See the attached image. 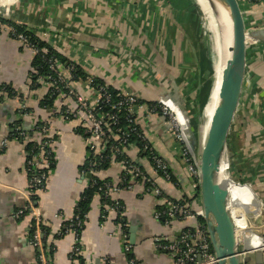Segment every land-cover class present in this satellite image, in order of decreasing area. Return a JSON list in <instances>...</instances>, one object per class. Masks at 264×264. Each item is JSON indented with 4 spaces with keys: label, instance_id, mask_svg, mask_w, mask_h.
<instances>
[{
    "label": "crops",
    "instance_id": "crops-1",
    "mask_svg": "<svg viewBox=\"0 0 264 264\" xmlns=\"http://www.w3.org/2000/svg\"><path fill=\"white\" fill-rule=\"evenodd\" d=\"M239 2L247 33L245 78L250 82L247 94L240 99L228 143L233 145V167L238 170L243 166L242 174L250 186L233 183L245 219L242 225L235 223L237 235H242L244 243V249L238 247L241 264H264L262 237H252L246 230L247 212L258 214L260 200L264 204V41L260 38L264 37V0ZM190 4L191 0H0V18L11 17L24 25L115 89L135 93L146 102H159L166 97L165 101L175 103L171 99L175 97L187 105L182 84L187 83L188 68L191 78L198 77L192 55L195 45L201 46L197 50L204 47L203 38L188 46L187 26L192 27L196 20ZM33 57L31 49L5 30L0 31V87L22 93V97L10 96L0 90V264H40L38 251L31 243L32 216L28 211L17 216V212L25 211L27 204L26 145L32 141L40 145L42 139L35 132L23 139L14 135L18 127L29 130L40 121L50 124L48 141L55 159V166L48 170L46 189L38 196L42 225L48 229L49 264H130L125 244L131 247L130 253L138 264H171L172 255L160 249L155 240L177 239L184 225L155 218V198L141 185L133 191L111 193L114 201L122 202L121 213L110 209L104 214L101 196H93L78 240L80 256L71 257L77 242L75 232L69 231L63 237L58 234L74 216L89 185L88 176L83 173L87 145L85 135L78 130L79 120L67 121L54 110L40 106L48 87L30 89V78L35 73ZM214 81L209 105L216 91L217 80ZM209 114L208 108V121ZM137 122L177 180L173 183L159 179L164 193L174 200L191 201L194 210L202 209L201 201L190 197L186 163L169 115H139ZM204 129L205 138L206 124ZM130 156L149 175H154L146 159L134 153ZM98 177L118 184L123 177L122 166H109Z\"/></svg>",
    "mask_w": 264,
    "mask_h": 264
},
{
    "label": "built area",
    "instance_id": "built-area-1",
    "mask_svg": "<svg viewBox=\"0 0 264 264\" xmlns=\"http://www.w3.org/2000/svg\"><path fill=\"white\" fill-rule=\"evenodd\" d=\"M4 20V22L2 21ZM12 18H0V29L5 30L10 37L19 41L26 48L31 49L34 55L38 52V48L31 45L28 38L24 34H17L15 27L7 24L6 21H11ZM71 61V60H70ZM50 73L46 76L38 78L40 86L46 85L48 87L47 94L52 89L57 92V99L55 100V107L52 109L57 114L64 117L65 120H79L80 128L85 135L87 145V173L98 177V173L102 169H97V166L108 163L110 166L119 164L123 169V177L120 178L118 184L104 183L101 188L105 189V195L111 193H119L122 190L133 191L138 185L143 186L145 192L151 194L155 198L154 216L157 219L167 217L164 223L171 224L178 221L184 225L180 231L181 234L177 239L169 241L167 238L157 237L156 243L162 250L168 251L172 257L171 264H218L219 259L216 256L210 235L206 224L200 223V219H204V212L202 209L194 210L192 202L189 200H173L168 197L162 188L159 186L158 180H166L170 182L169 166L165 159L159 156L151 143L148 141L143 130L138 131L133 128L131 131L140 138L144 145L139 148L136 144L129 142L130 134L121 125V113H125V117L129 122H137V117L145 115L174 114L166 105L165 98L159 102H146L143 101L137 94L116 89L112 93L109 87H112L109 82L104 81V84L95 85L93 77L90 74L87 80H75L73 71L74 64H64L57 59H50ZM73 62V61H72ZM75 63V62H73ZM250 81L244 78L242 96L248 92ZM246 83V87L244 88ZM248 85V86H247ZM62 86L63 89H60ZM31 89V85L29 86ZM113 88V87H112ZM115 89V88H114ZM172 99V98H171ZM253 101L256 97L253 95ZM173 100V99H172ZM175 101V100H173ZM178 104L177 101H175ZM180 106V105H179ZM69 118H71L69 120ZM177 120V119H176ZM40 126L32 127L35 133L40 134L42 142L40 150L37 155H33L31 159L26 160L27 169L31 171H40L48 167L49 150L45 146H50L48 137L50 135V124L47 121ZM176 129V128H175ZM38 130V131H37ZM178 131V128L176 129ZM24 132L20 133L21 137H26ZM111 141L116 144H111ZM177 144L180 146L182 155L186 163V175L190 187V197L193 201H201L200 199V168L199 160L196 151H193L189 142V136L183 139L182 133L177 135ZM5 142L3 143V146ZM232 143H227V149L232 153ZM143 149L148 155L144 156ZM127 152L131 159V153L137 154L146 159L151 166L154 175H149L136 161H117L118 157ZM141 152V153H140ZM140 154V155H139ZM234 154H232V157ZM230 163V162H229ZM230 167L228 164V173ZM49 174L48 172H41L31 177L29 181V189L27 191V204L25 211H28L32 216L31 228H34L33 236L31 238L32 245L39 252L40 264H48L46 250L43 243L44 232L40 227L42 223L41 209L38 201L33 199L32 195L39 196V193L46 189ZM99 178V177H98ZM93 184L96 182L93 181ZM124 187H121V185ZM35 189L32 190L31 188ZM162 207L163 209H158ZM106 210L113 209L121 213L122 207L116 206L115 208L105 205ZM19 210L17 216H21L25 212ZM76 219L75 223L73 220ZM68 232L73 231L77 237L75 226H80L81 222L77 216L69 219ZM67 232V233H68ZM125 249L130 252L131 247L125 244ZM81 253L78 237L77 242L73 246L71 257H78ZM130 264H138L134 258L129 259Z\"/></svg>",
    "mask_w": 264,
    "mask_h": 264
},
{
    "label": "water",
    "instance_id": "water-1",
    "mask_svg": "<svg viewBox=\"0 0 264 264\" xmlns=\"http://www.w3.org/2000/svg\"><path fill=\"white\" fill-rule=\"evenodd\" d=\"M219 1L226 5L229 12L233 38L231 55L222 61L221 82L217 87L206 136L198 152L200 199L212 247L219 259L218 264H241L237 230L228 210V191L219 181V170L243 90L247 33L239 0ZM260 38L264 41V37ZM180 106L182 108L183 104ZM191 135L192 132L188 130L189 142L195 151V141Z\"/></svg>",
    "mask_w": 264,
    "mask_h": 264
},
{
    "label": "trees",
    "instance_id": "trees-1",
    "mask_svg": "<svg viewBox=\"0 0 264 264\" xmlns=\"http://www.w3.org/2000/svg\"><path fill=\"white\" fill-rule=\"evenodd\" d=\"M4 22V20H2ZM7 24L12 25L13 27H15L17 34H24L26 35V37L28 38V41L31 45H34L36 48H38V52L34 55L33 57V61H32V67L35 70V73H33L31 75L30 81H31V90H36L40 87V84L37 82L38 78H40L41 76H46L50 73V59H57L59 62L64 63V64H74L75 65V69L73 71V76L75 80H87V78L90 76L88 71H86V69L84 67H82L81 65L77 64V63H73L72 61H70L67 57H65L64 55H62L61 53H59L51 44H49L48 42H46L45 40L41 39L38 35H36L34 32L29 31L24 25H20L14 21H6ZM1 31V29H0ZM201 62V60H200ZM212 65V64H211ZM202 72L205 74V77L208 79V81L211 80V75L214 76V72L211 66V69L209 68H202ZM212 72V74H211ZM94 80V84L95 85H101L104 84V80L99 78L98 76H94L93 77ZM60 89H63L62 86H59ZM110 91L112 93L116 92V89L109 87ZM0 90H4L7 91L10 96H14L16 94H19V97H22V93L19 91H15L10 87L7 86H1ZM203 91H195V100L198 101L200 99V96L202 95ZM57 99V92L55 90L52 89V91L45 95L41 101H40V106L42 108H46V109H53L55 107V100ZM173 100H176L180 105L182 104L180 100H178L177 98L173 97ZM207 102V101H206ZM187 103V100H186ZM207 104V103H206ZM205 104V105H206ZM187 107V105H186ZM203 108V107H202ZM205 109V106H204ZM30 111V110H27ZM203 111V109H202ZM202 114V112H201ZM71 118H69L70 120ZM43 121H40L36 126H40L43 124ZM121 125L122 127L127 131V133L130 134L129 136V142L130 143H134L136 144L139 148H143V141L138 138L136 136V134H134L131 129L134 127L137 129V132L142 131L138 122H129L126 117H125V113L122 112L121 113ZM133 126V127H132ZM79 132H83V130L81 128L78 129ZM38 131V130H37ZM193 131V130H192ZM24 132L25 134H28L30 136H32V134L35 132V129H33L32 127L29 130H24L22 128H19L17 130L14 131V135L17 136L18 138L23 139V137L20 136V133ZM138 132V133H139ZM84 134V133H83ZM191 138L195 141L193 135H191ZM229 138H230V134H229ZM233 138V137H232ZM111 144H116V142L111 141ZM45 149L49 150V157H48V161H49V165L48 168H45L43 170L40 171H31L28 168L27 164H26V170H27V174H28V179L30 181L31 177L35 174L41 173V172H48V170L53 169V167L55 166V159H54V155H53V151L50 149L49 146H45ZM40 150V145L37 144L36 142H29L26 145V155L27 158L26 159H31V157L33 155H37L39 153ZM124 152V151H123ZM141 152L144 154V156L148 155L147 152H145L143 149H141ZM140 152V153H141ZM140 155V154H139ZM184 158V157H183ZM117 161L121 162V161H128V162H132V160L130 159L129 155L127 154V152L122 153ZM134 164V163H133ZM240 164V162H239ZM110 165L108 163H103L99 166H97V169H106L107 167H109ZM87 167H88V161L86 162L84 168H83V173L85 175L88 176V180H89V185L88 187L83 191L82 195H81V199L79 201V203L76 206V211L73 217L77 216L78 219L81 222L80 226H75V230L77 233V237L78 240L80 239L81 233L84 229V224L85 221L87 219V214L89 212V204L93 198V196L95 194H99L101 196V202H102V212L104 214L107 213V210L105 209V205H108L110 207L115 208L116 206H120L122 207L121 211L123 210V204L121 201H114L110 195H105V189L101 188L104 186V183H112L111 180H100L98 177L93 176L89 173H87ZM232 169L235 173L239 174L241 177H243V180H246V178L243 176V172H244V168L241 165L238 170H236L235 166L233 167V163H232ZM169 171H170V182L173 183H177V180L175 179V177L173 176V173L169 167ZM93 181L96 182V184H93ZM121 187H124V185L122 184ZM32 190H34L35 188L32 187ZM33 199H35V201L39 200V197L35 194L32 195ZM174 200V199H173ZM180 202H184L183 200H180ZM158 209H163L162 207H159ZM27 212V211H25ZM166 216L165 218H161L160 221L165 222L166 220ZM76 219L73 220V222L75 223ZM72 223L69 220L62 226L58 236L59 237H63L67 234L69 228L68 225ZM200 223L205 224L204 219H200ZM41 229L44 232L43 235V243L45 246V250L47 251V245H46V234L48 232V229L45 228L42 223L40 224ZM33 232H34V228H31V238L33 236ZM80 245V242H79ZM39 254V252H38ZM129 259L133 258L132 254L130 252L127 253ZM46 256H47V252H46ZM80 256V255H79ZM78 256V257H79ZM49 264V261H48Z\"/></svg>",
    "mask_w": 264,
    "mask_h": 264
},
{
    "label": "rangeland",
    "instance_id": "rangeland-1",
    "mask_svg": "<svg viewBox=\"0 0 264 264\" xmlns=\"http://www.w3.org/2000/svg\"><path fill=\"white\" fill-rule=\"evenodd\" d=\"M190 5L192 7L191 9L193 13L196 15V20L194 21V23L192 22V27H190V25L187 26L188 46L190 45L192 47V45H194L193 43L198 41L199 38L200 39L203 38L204 47L198 48L197 50V47H201V46H199V44L195 45L194 47L195 49L192 55L193 60L196 62L195 68L197 66L196 73L199 78L195 77L196 75L194 76V78L193 77L191 78V76L189 75L191 71H190V68H188L187 74L189 76L187 75L185 79L187 83L182 84L183 87L181 89V93H184V95H186L187 107L186 105H184V103L182 104L185 110L183 109V107L181 108V106H179L180 105L179 103H178L179 105H177V103L175 102V105L178 107V109L183 115L182 118H183V121L185 123L187 130H190V133L192 132V135L195 139V145H194L195 151L198 155L201 144L204 141L203 132L205 130L204 129L205 124L208 127L207 110L208 108L210 109V114H209V117H210L212 114L215 97L214 96L212 97L210 101V105L209 104L207 105L206 103H208L209 98L212 96V93L215 87L214 80L216 79L217 84H218L220 77H221V67H222L223 57H222V51H221L222 41L220 38V33L222 32V30H221L217 16L212 7L213 5L210 0H191ZM194 56H196V58ZM211 66L214 72V76L211 75V80L208 81V79L202 75L203 73L201 71H202V68H205V67L211 69ZM175 84H178V83H175ZM195 91H201V92L203 91L198 101L194 99L196 96ZM205 104L207 105V107ZM204 106L206 107V110L204 109ZM169 117L171 118L175 128L176 129L178 128V131L176 130V135H178L180 133V128L178 126V121L176 120L175 114L169 113ZM203 117L206 118L204 123H203ZM230 154H231V151L227 149L226 156H225V163L227 164V162H230L229 163V167H230L229 178L234 180L236 183L249 185L250 183L248 180H243V177L233 172L232 162L235 161V158L231 157L229 159ZM260 201H261V205L259 207L258 214L253 215L247 212L246 225L248 226L246 230L250 232L252 237H254L256 234H259L264 241V228L263 227L260 228V225L264 224V219L262 218L264 217V204L262 203L263 202L262 200ZM260 222L261 223L263 222V223L260 224ZM241 236H242L241 234L237 235L239 250L244 249V243L242 242Z\"/></svg>",
    "mask_w": 264,
    "mask_h": 264
},
{
    "label": "bare ground",
    "instance_id": "bare-ground-1",
    "mask_svg": "<svg viewBox=\"0 0 264 264\" xmlns=\"http://www.w3.org/2000/svg\"><path fill=\"white\" fill-rule=\"evenodd\" d=\"M210 1H211L212 5H213L212 7H213V9L215 11V14L217 16L219 25H220L221 30H222V32L220 33V38H221V41H222L221 42V45H222V50H221L222 51V57L224 59V57H229L231 55L230 49L232 47V38H233L231 19L229 18V12L227 10L226 5H224L219 0H210ZM213 33H214V31H213ZM249 34L251 36H254L253 31L250 32ZM220 82H221V77H220V80H219V82H218V84L216 86V91H215V94H214L215 98L217 96V87L220 84ZM165 105L175 114V117H176V119L178 121V126H179L180 131H181L182 136H183V139H185L187 137V135H188V130H187V128L185 126V123L183 121L182 113L180 112L178 107L175 105V103H173L171 101H165ZM210 118H211V116H210ZM208 125H209V121H208ZM185 129H186V131H185ZM207 129H208V127H207ZM226 152H227V147L225 149V152L223 154L222 160L220 162L219 181H220V183H222L226 187V189L228 191V210L230 212V215H231L234 223L236 221L238 224L242 225L245 222L244 212H243V210L240 207V202H239L238 198H236L235 193H234V189H233L235 187L233 185V183L234 184H238V185H241V183H236L234 180L229 178V173H228V164H229V162H227V164L225 163ZM231 157H232V153L230 154L229 159ZM235 226H236V230H237L236 223H235Z\"/></svg>",
    "mask_w": 264,
    "mask_h": 264
}]
</instances>
